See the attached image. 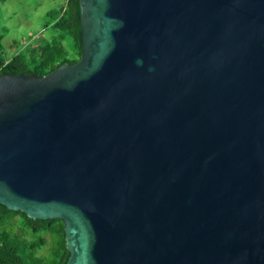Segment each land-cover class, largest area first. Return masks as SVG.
Returning <instances> with one entry per match:
<instances>
[{
	"label": "water",
	"instance_id": "water-1",
	"mask_svg": "<svg viewBox=\"0 0 264 264\" xmlns=\"http://www.w3.org/2000/svg\"><path fill=\"white\" fill-rule=\"evenodd\" d=\"M81 56L0 74V204L65 264H264V0H79Z\"/></svg>",
	"mask_w": 264,
	"mask_h": 264
},
{
	"label": "trees",
	"instance_id": "trees-1",
	"mask_svg": "<svg viewBox=\"0 0 264 264\" xmlns=\"http://www.w3.org/2000/svg\"><path fill=\"white\" fill-rule=\"evenodd\" d=\"M78 2L60 0L47 12L50 21L45 25L57 33L49 38L35 36L34 44L28 43L11 57L5 54L0 34V74L44 75L63 63L76 62L82 44ZM66 36L71 38V47L64 43ZM45 245L46 254H42ZM68 256L61 220L30 218L0 204V264H65Z\"/></svg>",
	"mask_w": 264,
	"mask_h": 264
},
{
	"label": "rangeland",
	"instance_id": "rangeland-1",
	"mask_svg": "<svg viewBox=\"0 0 264 264\" xmlns=\"http://www.w3.org/2000/svg\"><path fill=\"white\" fill-rule=\"evenodd\" d=\"M60 0H4L0 1V34L5 48V54L11 57L15 52L34 42L37 35L50 37L56 31L45 27L50 21L47 12L58 5ZM60 33V32H58ZM65 45L71 47V38L66 36ZM47 238L48 235H45ZM40 251L46 254L45 248Z\"/></svg>",
	"mask_w": 264,
	"mask_h": 264
}]
</instances>
